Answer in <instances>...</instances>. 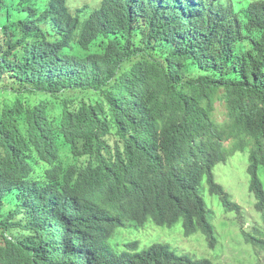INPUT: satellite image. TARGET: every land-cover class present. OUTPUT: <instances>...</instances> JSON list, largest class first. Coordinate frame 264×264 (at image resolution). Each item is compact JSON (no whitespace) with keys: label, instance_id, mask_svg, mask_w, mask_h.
<instances>
[{"label":"trees","instance_id":"obj_1","mask_svg":"<svg viewBox=\"0 0 264 264\" xmlns=\"http://www.w3.org/2000/svg\"><path fill=\"white\" fill-rule=\"evenodd\" d=\"M68 3L0 0V264H213L111 242L182 223L216 249L203 182L240 212L214 170L247 151L264 222V0Z\"/></svg>","mask_w":264,"mask_h":264},{"label":"rangeland","instance_id":"obj_2","mask_svg":"<svg viewBox=\"0 0 264 264\" xmlns=\"http://www.w3.org/2000/svg\"><path fill=\"white\" fill-rule=\"evenodd\" d=\"M100 1L69 0L68 6L71 14L76 15L84 7H89L87 11L94 10ZM225 113L224 108L217 103L216 120L219 123L226 121ZM249 158V151L231 154L226 163L218 165L214 170L215 183L225 190L232 203L240 207V212L228 213L221 200L211 195L207 182H203L201 195L212 213L211 223L218 240L216 249L209 248L202 233L185 238L182 223L172 228H162L150 222L140 229L128 222L117 230L112 245L124 249L128 244L137 243L138 252H142L156 244H165L179 255L194 260H209L213 264H264V246L253 247L245 238L250 234L264 242L263 218L257 212L256 197L250 192ZM259 179L264 190V168L259 170Z\"/></svg>","mask_w":264,"mask_h":264}]
</instances>
